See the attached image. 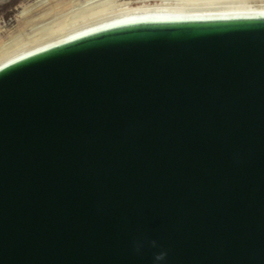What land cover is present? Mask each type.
<instances>
[{
	"label": "water",
	"instance_id": "1",
	"mask_svg": "<svg viewBox=\"0 0 264 264\" xmlns=\"http://www.w3.org/2000/svg\"><path fill=\"white\" fill-rule=\"evenodd\" d=\"M160 251L264 264V14L126 21L0 68V264Z\"/></svg>",
	"mask_w": 264,
	"mask_h": 264
},
{
	"label": "bare ground",
	"instance_id": "2",
	"mask_svg": "<svg viewBox=\"0 0 264 264\" xmlns=\"http://www.w3.org/2000/svg\"><path fill=\"white\" fill-rule=\"evenodd\" d=\"M264 14V0H32L11 30L0 26V68L38 50L140 19Z\"/></svg>",
	"mask_w": 264,
	"mask_h": 264
},
{
	"label": "rangeland",
	"instance_id": "3",
	"mask_svg": "<svg viewBox=\"0 0 264 264\" xmlns=\"http://www.w3.org/2000/svg\"><path fill=\"white\" fill-rule=\"evenodd\" d=\"M32 0H0V26H4L6 30H11L17 22V14L22 4H26Z\"/></svg>",
	"mask_w": 264,
	"mask_h": 264
},
{
	"label": "clouds",
	"instance_id": "4",
	"mask_svg": "<svg viewBox=\"0 0 264 264\" xmlns=\"http://www.w3.org/2000/svg\"><path fill=\"white\" fill-rule=\"evenodd\" d=\"M148 243L153 248L158 246L157 241H155V240H151ZM142 247H143V244L141 242H137L135 244V248L137 251H139ZM166 257H167V252L166 251H160L154 255V262H156V264H159V262L164 261L166 259Z\"/></svg>",
	"mask_w": 264,
	"mask_h": 264
}]
</instances>
